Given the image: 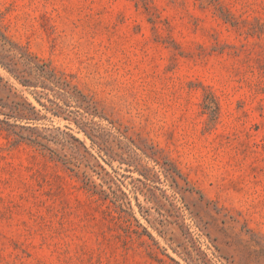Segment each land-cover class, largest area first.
I'll return each instance as SVG.
<instances>
[{
	"label": "rangeland",
	"instance_id": "1",
	"mask_svg": "<svg viewBox=\"0 0 264 264\" xmlns=\"http://www.w3.org/2000/svg\"><path fill=\"white\" fill-rule=\"evenodd\" d=\"M0 264H264V0H0Z\"/></svg>",
	"mask_w": 264,
	"mask_h": 264
}]
</instances>
